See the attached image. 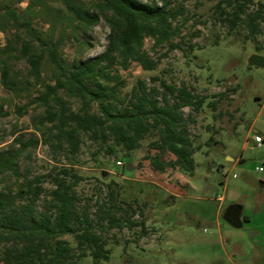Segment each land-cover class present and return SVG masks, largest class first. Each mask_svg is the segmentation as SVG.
I'll list each match as a JSON object with an SVG mask.
<instances>
[{
	"label": "rangeland",
	"instance_id": "374dc122",
	"mask_svg": "<svg viewBox=\"0 0 264 264\" xmlns=\"http://www.w3.org/2000/svg\"><path fill=\"white\" fill-rule=\"evenodd\" d=\"M77 1L90 13L97 12L96 0ZM180 4L184 9L175 20L178 35L158 45L149 36L144 39L142 50L157 61L154 70H144L137 62H131L127 69L114 66L113 70L124 81L121 96L128 97L139 80L148 88L158 87L159 102L163 91L160 80L185 85L191 92L206 96L198 111L189 106L181 109L185 118H192L187 124L189 138L201 146L193 154L196 164L193 173L172 166L175 158L172 153H159L151 147V141L157 137L155 130L137 147L129 151L116 147L111 153L107 152L110 141L103 143L81 134L79 149L74 154L66 146L56 149L54 143L52 146L40 142L27 149L18 161L23 175L1 176L0 188L14 192L25 176L31 178L55 171L54 167L72 166L82 176L75 187L80 197L78 205L88 206L95 217L97 205L106 196L105 184L114 180L120 185L119 198L137 210L130 220H138L139 209H144L145 232L140 226L105 232L110 254L102 264H264V66L248 63L254 53L264 58V25L256 41H252L246 37L245 26L229 30L227 24L216 18L214 1L171 0L169 7L177 9ZM7 9L26 15L31 26L43 35L51 33L57 38L64 31L60 53L69 63L102 53L110 32L99 13L90 26L78 20L72 24L63 21L67 11L58 0H0V24L6 27L5 44L0 50L8 46L0 52L2 148L13 146L15 131L26 132V137L32 132L38 135L32 125V118L42 112L36 98L46 84L52 83L49 64L44 63L40 77L30 75L29 65L17 50L23 29L12 26ZM255 9V4L248 7V11ZM171 43L178 47L171 48ZM4 62L20 80L18 95L2 85ZM153 77L159 79L153 81ZM64 98L77 110L76 98ZM169 101L172 103L173 99L169 97ZM210 102H215V106ZM18 106H25L27 113L20 115ZM96 110L93 105L92 111ZM48 126L40 127L48 132ZM256 135L263 139L261 146L255 145ZM156 157L165 163L164 170L152 165L151 160ZM43 185L47 189L52 187L48 182ZM47 198L43 194L37 200L38 210L43 209ZM125 207L120 213L129 216ZM61 238L75 247L72 235ZM9 245L0 243V264H4L3 251ZM77 264H92V258L85 256Z\"/></svg>",
	"mask_w": 264,
	"mask_h": 264
},
{
	"label": "trees",
	"instance_id": "16d2710c",
	"mask_svg": "<svg viewBox=\"0 0 264 264\" xmlns=\"http://www.w3.org/2000/svg\"><path fill=\"white\" fill-rule=\"evenodd\" d=\"M58 1L67 11L63 21L69 20L70 24L78 20L90 26L98 13L103 15L110 28L107 44L97 56L69 63L60 53L65 41L64 31L57 38L51 33L43 35L31 26L26 15L6 10L12 26L23 29L24 36H18L17 50L29 65L30 75L40 77L44 63L49 64L52 83L46 84L43 93L36 98L42 108V112L32 118L33 129L38 135L32 132L26 137V132L18 130L13 132V146L0 147V177L5 174L22 176L18 167L20 155L40 142L52 146L54 143L56 149L66 146L74 154L79 149L81 134H87L103 143L110 141L107 152L111 153L116 147L126 151L137 147L152 130L157 137L151 141V147L159 153H172L175 156L172 166L192 174L196 165L193 154L201 146L189 138L187 124L192 118H185L181 109L189 106L198 111L206 96L191 92L185 85H170L164 80L159 81L163 89L162 102L157 99L158 87L148 88L140 80L128 97L121 96L124 81L118 71L113 70L114 66L127 69L131 62H137L144 70H154L157 61L142 50L144 39L149 36L158 45L178 35L179 25L175 20L183 6L170 8L171 0H96L97 12L92 14L77 0ZM186 1L189 0H180L181 3ZM209 1H214L216 18L227 24L229 30L245 26L246 37L256 41L264 25L263 1ZM251 4H255L256 9L248 11ZM5 29L0 24V30ZM170 47H178V44L171 43ZM158 79L152 78L153 81ZM1 82L6 89L19 94L20 80L11 73L6 62L1 68ZM65 96L78 100L77 110L71 108ZM209 104L215 106V102ZM93 105L96 111H92ZM17 109L20 115L27 113L25 106ZM45 124L49 125L48 132L40 127ZM151 163L159 170L166 168L157 157ZM54 169L31 178L25 176L14 192L10 188H0V243H10L3 251L4 264H77L88 255L92 264H102L110 254L105 232L134 226H140L145 232L144 209H139L138 220H130L137 210L119 198L120 185L114 180L105 184L106 196L100 200L95 217H92L88 206L78 205L80 197L75 187L82 176L72 166ZM45 182L52 187L47 189L43 185ZM43 194L48 200L43 209L38 210L36 202ZM123 205L129 216L120 213ZM66 234L73 236L75 247L61 238Z\"/></svg>",
	"mask_w": 264,
	"mask_h": 264
},
{
	"label": "built area",
	"instance_id": "2783aa9c",
	"mask_svg": "<svg viewBox=\"0 0 264 264\" xmlns=\"http://www.w3.org/2000/svg\"><path fill=\"white\" fill-rule=\"evenodd\" d=\"M5 40H6L5 39V35H4L3 31L0 30V46L5 44ZM254 142H255V145L256 146H261L262 145V142H263V139H262L261 136L256 135L254 137ZM117 164L118 165H122V162L121 161H118ZM256 169L258 171H261L262 170V167H257Z\"/></svg>",
	"mask_w": 264,
	"mask_h": 264
},
{
	"label": "water",
	"instance_id": "95a60500",
	"mask_svg": "<svg viewBox=\"0 0 264 264\" xmlns=\"http://www.w3.org/2000/svg\"><path fill=\"white\" fill-rule=\"evenodd\" d=\"M248 63L250 65H261L264 66V58L262 56H260L257 53L252 54L249 59H248ZM126 168L129 169L130 168V162H127L126 164Z\"/></svg>",
	"mask_w": 264,
	"mask_h": 264
},
{
	"label": "crops",
	"instance_id": "0c3cea01",
	"mask_svg": "<svg viewBox=\"0 0 264 264\" xmlns=\"http://www.w3.org/2000/svg\"><path fill=\"white\" fill-rule=\"evenodd\" d=\"M221 206H219V208H220ZM237 215V223H239L240 221H239V218L238 217H240V213H238V214H236ZM243 217L245 218V220H248V216L247 215H244L243 214Z\"/></svg>",
	"mask_w": 264,
	"mask_h": 264
},
{
	"label": "flooded vegetation",
	"instance_id": "af4514ba",
	"mask_svg": "<svg viewBox=\"0 0 264 264\" xmlns=\"http://www.w3.org/2000/svg\"><path fill=\"white\" fill-rule=\"evenodd\" d=\"M231 209H234L235 211L237 210V208L231 207ZM238 211V210H237Z\"/></svg>",
	"mask_w": 264,
	"mask_h": 264
}]
</instances>
